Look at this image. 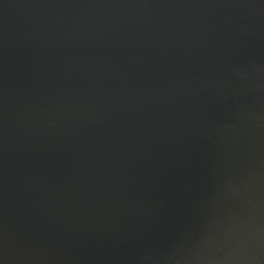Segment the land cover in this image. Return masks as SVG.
<instances>
[{"label":"water","instance_id":"1","mask_svg":"<svg viewBox=\"0 0 264 264\" xmlns=\"http://www.w3.org/2000/svg\"><path fill=\"white\" fill-rule=\"evenodd\" d=\"M0 264H264V0H0Z\"/></svg>","mask_w":264,"mask_h":264}]
</instances>
